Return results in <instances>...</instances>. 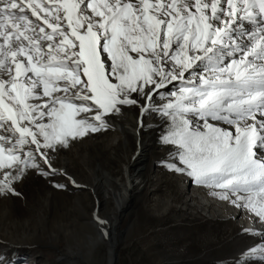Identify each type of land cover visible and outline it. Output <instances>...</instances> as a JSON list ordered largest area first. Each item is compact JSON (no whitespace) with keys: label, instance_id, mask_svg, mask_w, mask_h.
Wrapping results in <instances>:
<instances>
[{"label":"snow or ice","instance_id":"obj_1","mask_svg":"<svg viewBox=\"0 0 264 264\" xmlns=\"http://www.w3.org/2000/svg\"><path fill=\"white\" fill-rule=\"evenodd\" d=\"M131 106L168 170L264 228V0H0V196ZM235 264H264V232Z\"/></svg>","mask_w":264,"mask_h":264},{"label":"bare ground","instance_id":"obj_2","mask_svg":"<svg viewBox=\"0 0 264 264\" xmlns=\"http://www.w3.org/2000/svg\"><path fill=\"white\" fill-rule=\"evenodd\" d=\"M106 120L108 127L115 132L114 139L86 143L84 147L86 145L92 147L95 154L109 152L106 158L97 157L96 160H98L97 162L100 161L102 166L107 164L110 168L116 167L118 175H113L114 171L101 172L99 168L92 169L90 166L92 164L91 155H81L73 159L63 156L60 159V172L72 170L73 167H81L82 169L76 177L65 175L69 180V182L67 181L68 187L72 190H78L76 192L79 190L88 191L74 194L73 198L71 197V203L65 201L64 205L58 206L54 204L56 199L53 198H57L59 194L48 192L44 182H41L38 189L34 191L29 186L31 181L30 175H28L17 187L19 196H0V243L9 244L8 247L11 248H21L36 242L35 238L38 237L39 230L42 228L45 229L44 234L49 230L50 236L48 237L52 241L55 239L54 237H57L56 235L61 233V237L67 245V254L58 262L66 260L71 264H96L94 253L102 246L109 248L107 264H117L119 260L113 256V251L123 240L128 239L130 241L136 234L141 233L143 231V228L142 230L139 228L141 224L150 228L151 236L144 238L146 242L152 238L159 241V249L164 257L163 264H209L208 258L218 260L217 262L213 261L215 264H235L241 251L253 244L248 242V238L252 234H256L254 243H260L264 228H261L259 223L254 222L253 215L247 211L248 214L244 215L243 219L245 224H239L242 232H239L237 237H228L230 238L228 239L225 237L226 228H238L236 220L242 216V208L234 205L231 199L228 200L235 207L234 211L237 209L236 213L231 212L232 209L225 210L219 205L217 209L214 205H204L197 197V194L206 193L203 192L204 189H192L189 191L191 196L187 197L180 179L168 177L169 180L159 182L158 188L153 189V192L158 194L170 186L174 187L176 194L174 193L173 199L167 200L165 196L168 197L169 193H167L158 195L151 203H148L147 186L150 181L146 178L147 168L144 169L139 166L148 160L153 145L151 139L155 135L153 134L143 141L141 137L148 131H159L161 120H149L143 124V127H141L139 119L132 114H123L114 119L108 117ZM133 146L136 150L131 153L130 150ZM100 147H102V151L99 150ZM167 155L169 154L167 153ZM121 161L125 165L120 169ZM82 199L85 200L79 202ZM224 210L227 212L226 216H224L225 214L222 215ZM127 219L133 221L131 223L132 232L129 236H122L119 229ZM101 220L105 223L101 224ZM238 244H241L244 249L231 253V248ZM59 245L61 246L60 243ZM180 248H183L181 253L178 252ZM6 254V251L0 250V255ZM230 255L231 258L227 259V256L230 257ZM174 256H179L181 261L170 263L169 261ZM155 259L158 260V258Z\"/></svg>","mask_w":264,"mask_h":264},{"label":"rangeland","instance_id":"obj_3","mask_svg":"<svg viewBox=\"0 0 264 264\" xmlns=\"http://www.w3.org/2000/svg\"><path fill=\"white\" fill-rule=\"evenodd\" d=\"M157 100H159L158 97H157ZM123 114H132L135 118L139 119L140 123L142 121L143 124H146L149 120L160 119V117L158 115L149 116L147 114H144V116L142 117L139 107H136V106H131V107H127L125 109H122V113L120 115H118V116H122ZM91 115H93V114L92 113H88V114H83L82 113L81 117H78V118H83L85 116L90 117ZM156 116H158V117H156ZM106 118H108V117H106ZM161 131H162V127H161V129L159 131H156V132H155V130L148 131L146 134L142 135V137H141V140L143 141L145 138H148V137L152 136L153 134L155 135L154 138L151 139V143H153V145H152L151 152H150V154L148 156V160L145 162V164L143 163L142 165L139 166V167H142L144 169L147 168L146 169V171H147V177L146 178H147L148 181H150L148 183V186H147V191H148V196H149L148 197V203H151V201H153L154 198L158 197V195H165L167 193H169L168 197H167V195H165L167 200L174 198V195L176 194V192H175L176 188L171 187V186L166 188L164 192H161V193H158V194H155L153 192L154 190H156L158 188V183L159 182L167 181V180H169L168 177L169 178L171 177L172 179H177V180L180 179L181 180V186L184 189V191L187 193V195H186L187 197L191 196V195H189L190 194L189 191H191L192 189H204L203 192L204 193L206 192V193L205 194L202 193V194L205 197L203 195L197 194V197H198L199 201H201L204 205H209V206L210 205H214V207L216 209H217V207L222 206L225 210H231L232 209L231 212H235L236 213L237 209H236V211H234L235 207L230 204V201L228 199L225 200V199H221V198L218 197V193L220 192V190H218V189L217 190H213V189H211L209 187H206V186L197 185L191 180L190 177H188L186 175H181L179 173H174V172H172V171L167 169L166 163L171 159V157L169 155H167V152L165 151V146L162 144V141L160 139ZM113 137H115V132L112 131L109 127H107L106 130L97 131L95 133H88L84 137H78L75 140H71L68 148H66L63 151H61L58 154H56L54 167L56 169L60 170V167H61L60 159L63 156L65 158H70L71 157V159H73V158H76L77 156L87 155L88 154V155L92 156V161H91L92 164H90L92 169L93 168L94 169L95 168H99L101 170V172H104V171L108 172V170L110 172L114 171L113 175H115V176L118 175L117 174L118 169L116 167L112 166L110 168V166L107 165V164H104V166H102V163H100V161L97 162L98 160H96L97 157H99L100 159L106 158V156H107V154L109 152L108 153L102 152V153L95 154L93 149H92V147H89L87 145H86L87 147L86 146L84 147V145L86 143L102 142V141H105L107 139L108 140H113L114 139ZM113 142L116 143V141H113ZM77 148H78V150H77ZM100 148H99V150L102 151V147H100ZM81 150L82 151L84 150V151L82 152ZM135 150H136V148L133 146L130 151L132 153ZM131 153L129 152V154H131ZM66 155H67V157H66ZM119 165H120V169H121L125 164H124L123 161H121ZM137 167H136V169H137ZM136 169L134 168V170H136ZM80 170H82L81 167H73L72 170H67L66 172L65 171H63V172L59 171L58 174L53 179L51 176L45 177V176L41 175L39 172H34L33 170L30 169V170H28V174H27V176L30 175V181H31L30 183L31 184L29 183V186L31 188H33L34 191H35L41 185V182H44L48 192L50 191V192H55V193L59 194V196L57 198L56 197L53 198V199H56V201L54 200L55 201L54 204L56 206L64 205V203H66V202L67 203L68 202L71 203V197L73 198L74 194H79V192L80 193H83V192L86 193L88 191V190H79V192H76L78 190H75V189L72 190V189H70L68 187L69 180H68L67 176H65V175H68V176L72 175L70 177H73V176L76 177L78 172H80ZM27 176H26V178H27ZM161 179H163V180H161ZM34 184H35V186H34ZM57 184L65 185V187H56L55 185H57ZM60 194H62V195H60ZM1 197H4V196H1ZM204 198H206V199H204ZM58 199H59V201H58ZM61 199H64V200H61ZM84 200L85 199H82L79 202H82ZM225 210L223 211L224 213L222 212V215L225 214L224 216L227 215V212ZM58 211H60V210H58ZM241 214H242V216H240V219L236 220V224L238 225V228H236V227L233 228V229H230L229 227L226 228V234H225L226 238H228V237H232V238L233 237H237L238 233L242 232L241 231L242 229L239 228V224H245V221L243 219H244V215H247L248 212H247V210L242 208ZM251 218H252V216H251ZM31 221H32V219H31ZM132 222L133 221L131 219H127L125 221V223L120 227L119 233L122 236H129V234L132 232L131 231L132 227H133V226H131ZM63 224H66V223L63 222ZM187 224L190 225V223H187ZM143 225L144 224H141L140 225L141 227H139V228H141L140 230H142V228H143L144 233H142L143 231L141 233L139 232L140 235L142 234L141 236L139 235V233L136 234L138 239L136 238V235L130 241H128V239H125V240H123V242H120L118 244L117 248L113 251V256L116 259L119 260V262L117 264H136V263L137 264H150V263L151 264H157V263L159 264L160 262H161L160 264L164 263L163 254L161 253V250L159 249V246H160L159 241L155 240L154 238H152L150 240H147V242H146V240L144 238H147V237L151 236L150 235V228L146 227V225H144V226ZM48 228L51 229V227H48ZM44 232H45L44 228L39 230V233H38L37 236L40 237V238L38 239V237H36L35 238L36 242L34 241V243H32L30 246H24V247H21V248L20 247L19 248H11L9 246L10 247L9 248L8 247L9 244L0 243V250H4L7 253L6 255H4L5 264H8L9 261H13V260H14V264H32V263L33 264H36V263L37 264H56V263L57 264H62V263L63 264H71V263H68L66 260H64L63 262H58L61 258H64V256L67 254V249H66L67 245H66V242L62 239L61 233L56 235L57 237H54L55 238L54 240L56 241L55 242L54 240L52 241V239H50L48 237V236H50L49 230L46 231V234H44ZM146 232H148L147 233L148 235L146 234ZM45 237H47V238H45ZM126 238H128V237H126ZM228 239H230V238H228ZM255 240H256V234H252L250 236V238H248V242H250V243H254ZM156 242H157V244H156ZM54 243H55V245H54ZM59 243L61 244V246L59 245ZM142 243H144V244H142ZM140 245H142V246H140ZM147 246L148 247L150 246L151 248L150 247L148 248ZM240 249H244V247L241 244H238V245H235L234 247H232L230 251L232 253V252H236V250H240ZM146 250H148V251H146ZM145 251L147 252V254H146ZM182 251H183V248L178 249L179 253H181ZM108 252H109V248L106 247V246H102L101 248H98L95 251V253L97 255L94 253L95 258H96V264H99V263L100 264H107L108 263ZM60 255H61V257H60ZM130 256H131V258H130ZM176 257L174 256L171 259V261H169V262L170 263H175V262L177 263V262L181 261L179 256H176ZM155 258H158V260H156ZM229 258H231V255H230V257L227 256V259H229ZM207 260L209 261L208 262L209 264H215V263H213V261L214 262L218 261V260H214L212 258H208Z\"/></svg>","mask_w":264,"mask_h":264}]
</instances>
